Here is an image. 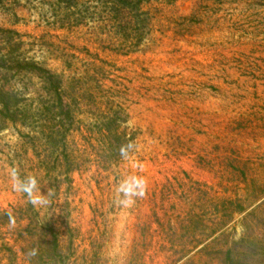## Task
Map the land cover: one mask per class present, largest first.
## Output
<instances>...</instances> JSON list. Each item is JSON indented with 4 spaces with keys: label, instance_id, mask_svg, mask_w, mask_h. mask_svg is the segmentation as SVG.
<instances>
[{
    "label": "rangeland",
    "instance_id": "374dc122",
    "mask_svg": "<svg viewBox=\"0 0 264 264\" xmlns=\"http://www.w3.org/2000/svg\"><path fill=\"white\" fill-rule=\"evenodd\" d=\"M172 1L150 5L143 39L133 25L120 57L113 39L123 38L100 23L103 6L60 30L66 14L55 0H0V58L87 77L86 89L96 87L92 77L105 79L137 134L134 154L107 171L80 155L85 143L72 134L78 170L68 180L47 178L28 139L44 121L27 116L0 130V211L57 224L71 264H172L166 250L194 247L206 251L181 264H225L219 251L232 248L241 264H264V0ZM0 86L24 106L48 102L43 82L25 72L0 70ZM13 169L52 190L49 203L34 206L17 192ZM130 177L146 182L145 193L124 206L117 188ZM225 198L235 206L228 210ZM240 205L245 212L232 214ZM17 226L0 231V264H31L23 250L42 242Z\"/></svg>",
    "mask_w": 264,
    "mask_h": 264
},
{
    "label": "trees",
    "instance_id": "16d2710c",
    "mask_svg": "<svg viewBox=\"0 0 264 264\" xmlns=\"http://www.w3.org/2000/svg\"><path fill=\"white\" fill-rule=\"evenodd\" d=\"M158 1L55 0L53 4L63 6L62 9L66 14L59 26L60 30L84 24L81 21L87 20L91 10H94L93 14L98 15L101 13L100 6H103L104 16L100 23L111 25L114 33L123 38L113 39L114 41L119 40L120 47L116 53L121 57L123 56L121 54H126L124 43L129 38L133 25L139 27L137 34L143 39V34L148 30L150 21L148 20V8ZM174 1L179 0L172 2ZM10 62L8 59L0 58V70L25 72L39 78L44 84L43 93L48 102L40 103L35 108V105L24 106L17 92L0 86V130L4 129L9 122L18 123L26 120L27 116L45 122V127L39 131H33L28 139L33 142L32 148L39 158L47 178L51 179L54 174H57V179L64 176L70 180L71 174L78 170L76 165L78 160L68 153V140L74 133L79 134L85 143L86 152H82L80 155L87 156L89 159L93 156L95 164L104 171L122 163L134 154L137 148V134L129 133V128L126 126L128 124L127 109L121 101L122 98L119 99L115 96L112 93L113 89H103L102 83L105 79L92 77L96 87L86 89L87 77L82 78V76L75 75L68 80L64 75L40 65L34 60L17 61L13 63V66L9 65ZM120 86L123 88L124 85ZM38 144L39 147H37ZM122 148L127 150L126 156L121 154ZM223 203L229 210V206H235L236 198H225ZM244 212L245 208L242 205L239 206V209L232 210V214ZM27 213L24 209H14V213L2 211L0 213V231L15 222L18 224L17 227L20 228L22 236L27 234L26 236L32 237L40 234L43 238L42 242L31 247L35 255L23 250V254L29 258L31 264L36 261L46 262V264H71L70 245L66 249L63 247L57 224L46 225L41 222L40 224L37 222L38 215L33 219V216H28ZM14 214L18 217L14 218ZM189 214L194 216L193 211H190ZM25 220L28 221V224L22 229L21 223ZM208 238V240L212 239L213 235ZM203 251L206 249L194 247L184 253L166 250L163 254L167 255L168 260H172V264H181L191 258V255ZM8 252L11 256L16 257L13 247H8ZM219 253L226 255L225 264H241V261L236 260L237 256L233 248L227 249L225 253L223 251H219ZM143 257L144 255L140 254V258Z\"/></svg>",
    "mask_w": 264,
    "mask_h": 264
},
{
    "label": "clouds",
    "instance_id": "9594fccd",
    "mask_svg": "<svg viewBox=\"0 0 264 264\" xmlns=\"http://www.w3.org/2000/svg\"><path fill=\"white\" fill-rule=\"evenodd\" d=\"M122 155H127V150L125 148L121 149ZM11 178L13 181V188L17 192H21L25 194L29 200V202L34 206H42L49 203L48 197L54 195L52 190H49L47 194H44L40 191L38 180L29 176L23 180H21L15 171V169L11 172ZM146 182L137 177H130L125 179L117 188L118 194H120L123 198L118 200V203L123 204L124 206L130 205L132 201V197L135 196H143L145 193ZM31 255H35V252H32Z\"/></svg>",
    "mask_w": 264,
    "mask_h": 264
}]
</instances>
